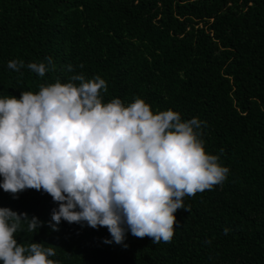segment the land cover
Masks as SVG:
<instances>
[{
    "label": "trees",
    "instance_id": "1",
    "mask_svg": "<svg viewBox=\"0 0 264 264\" xmlns=\"http://www.w3.org/2000/svg\"><path fill=\"white\" fill-rule=\"evenodd\" d=\"M46 57L55 69L43 77L27 68ZM11 60L24 61L22 76ZM79 73L106 80L105 103L141 98L198 118L227 178L184 197L170 243L129 231L126 248L105 243V227L62 220L53 231L58 204L43 190L14 199L0 188V207L44 222L17 242L53 247L58 264H264V0H0V98Z\"/></svg>",
    "mask_w": 264,
    "mask_h": 264
},
{
    "label": "clouds",
    "instance_id": "2",
    "mask_svg": "<svg viewBox=\"0 0 264 264\" xmlns=\"http://www.w3.org/2000/svg\"><path fill=\"white\" fill-rule=\"evenodd\" d=\"M45 59L47 64L30 62L27 68L43 77L49 65L55 69L51 57ZM24 67L23 60L8 62L21 76ZM101 91L107 92L106 80L79 73L66 83L41 84L36 93L22 91L19 99L0 98V188L14 199L28 189L50 195L58 204L55 223L49 222L53 231L63 220L105 227L111 240L104 242L125 248L129 231L154 244L170 243L174 214L190 211L184 197L221 185L229 169L206 153L198 118L183 121L171 109L154 113L141 98L105 103ZM43 224L0 207V262L58 264L49 259L53 247L25 246L15 238L24 225L35 233Z\"/></svg>",
    "mask_w": 264,
    "mask_h": 264
}]
</instances>
